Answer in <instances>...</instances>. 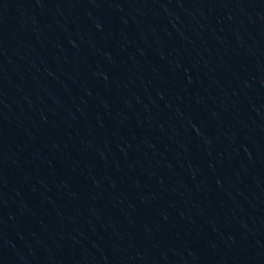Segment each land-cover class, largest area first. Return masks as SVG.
<instances>
[{"label": "water", "instance_id": "water-1", "mask_svg": "<svg viewBox=\"0 0 264 264\" xmlns=\"http://www.w3.org/2000/svg\"><path fill=\"white\" fill-rule=\"evenodd\" d=\"M156 264H264V146Z\"/></svg>", "mask_w": 264, "mask_h": 264}]
</instances>
